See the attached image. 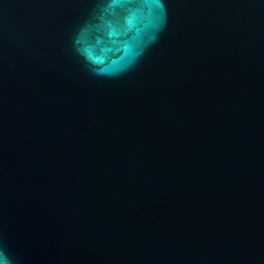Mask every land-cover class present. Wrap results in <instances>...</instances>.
I'll return each mask as SVG.
<instances>
[{
  "label": "water",
  "instance_id": "water-1",
  "mask_svg": "<svg viewBox=\"0 0 264 264\" xmlns=\"http://www.w3.org/2000/svg\"><path fill=\"white\" fill-rule=\"evenodd\" d=\"M0 240L264 264V0H0Z\"/></svg>",
  "mask_w": 264,
  "mask_h": 264
},
{
  "label": "clouds",
  "instance_id": "clouds-1",
  "mask_svg": "<svg viewBox=\"0 0 264 264\" xmlns=\"http://www.w3.org/2000/svg\"><path fill=\"white\" fill-rule=\"evenodd\" d=\"M0 264H19L18 258L9 254L2 240H0Z\"/></svg>",
  "mask_w": 264,
  "mask_h": 264
}]
</instances>
